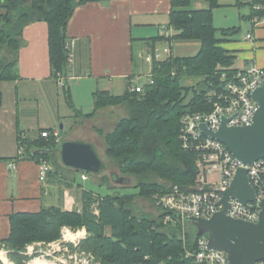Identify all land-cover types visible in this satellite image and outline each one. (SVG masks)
Returning a JSON list of instances; mask_svg holds the SVG:
<instances>
[{"label":"trees","instance_id":"1","mask_svg":"<svg viewBox=\"0 0 264 264\" xmlns=\"http://www.w3.org/2000/svg\"><path fill=\"white\" fill-rule=\"evenodd\" d=\"M195 1L204 2L208 8L193 9ZM90 2L108 0H1L0 9L4 13L0 15V81L17 79L22 31L27 24L38 21L48 26L52 76H64L68 62L67 23L76 7ZM248 4L251 17L264 18V0H250ZM256 5L261 9L255 10ZM170 6L168 25L175 31L172 39L199 43L195 56L153 61L152 85H145L140 93H134L129 91L128 83L121 96L98 91L93 97L94 111L83 115L93 117L100 109L123 108L125 115L111 130L95 131L103 138L105 157L117 166L120 176L136 178L137 194L113 195L85 190L80 192V211L68 212L57 206L43 207L37 213L11 215L10 233L0 242V248H4L13 264L30 261L31 257L26 254L30 245L60 240L63 228L85 229L86 238L81 240L80 250L91 254L97 264H196L192 257H187V251L197 249L194 226L187 221L165 224L163 219L167 214L159 208L155 220L146 214L135 215L133 201L140 197L154 204L155 195L169 193L173 186L185 192L194 185L196 154L182 149L181 119L186 113L210 112L206 95L211 85L220 84L224 72H235L236 55L223 47L235 30H220L222 38H218L213 19L218 0H170ZM196 78L195 86L182 83ZM63 90L67 105L73 108L69 87ZM1 102L0 93V105ZM74 112L83 118L76 109ZM21 142L22 156L38 165L46 162L52 167L50 173L64 169L59 163V143L51 136ZM100 178L110 179L104 175Z\"/></svg>","mask_w":264,"mask_h":264},{"label":"crops","instance_id":"2","mask_svg":"<svg viewBox=\"0 0 264 264\" xmlns=\"http://www.w3.org/2000/svg\"><path fill=\"white\" fill-rule=\"evenodd\" d=\"M235 1L239 6L250 5V0ZM223 4L218 0L219 7L214 10L223 9ZM192 6L193 9L208 8L201 1H195ZM170 10V0H108L105 3H85L75 8L67 23V43L72 57L68 59L62 81L65 84L63 87H69L74 108L78 98L83 95L89 97L90 112L78 111L79 114L89 115L94 111L93 97L98 91L114 96L123 95L128 83L134 80L141 68L144 70L143 65L148 64L144 57L159 51L158 44H165L163 50L169 49L165 59L195 56L199 43L174 44L172 37L175 31L168 25ZM251 14L250 8L242 18L248 21L249 33L254 37L252 45L248 42L254 54L252 61L264 68V18H253ZM47 37L48 26L43 21L27 24L22 31V45L17 52L18 77L11 82L0 81V242L9 236L11 215L37 213L43 207L57 206L68 212L80 211V192L86 190L98 193L87 186L89 176L83 182L81 173L65 167L56 170V173L47 174L44 180L39 181L38 164L22 156L24 148L21 141L39 140L41 131L48 130L58 132L59 144L64 140L81 138L97 145L95 137L87 138L85 132L92 134L96 127L94 122L101 119L107 121L112 117L118 120L122 117L119 112H124L123 108L115 106L100 109L93 117H77L66 103L63 87L52 76ZM223 47L232 50L228 46ZM175 48L182 50L174 56ZM186 50H192V55L182 53ZM248 62L244 60L241 65ZM148 65L151 70L152 65ZM239 67L235 65V68ZM117 88L123 89L122 92L115 93ZM117 120H108V125L101 122H104L105 127H113ZM60 122H63L60 129L66 125L69 130L64 140L56 128ZM76 173H79L81 184L76 181ZM68 230L62 229L63 238L65 233L78 235L80 239L86 236L85 229ZM106 232L109 233V229ZM63 240L70 243L74 241ZM44 244L34 243L32 247ZM0 263L12 264L3 247L0 248Z\"/></svg>","mask_w":264,"mask_h":264},{"label":"built area","instance_id":"3","mask_svg":"<svg viewBox=\"0 0 264 264\" xmlns=\"http://www.w3.org/2000/svg\"><path fill=\"white\" fill-rule=\"evenodd\" d=\"M254 9L260 10L261 7L256 5ZM245 40L252 45L253 34H247ZM65 48L69 59L72 54L69 52L68 43ZM168 52L169 49L164 50L165 54ZM160 56L161 54L156 51L145 56L144 61L152 64L153 61H158ZM146 75L148 84L152 85V69ZM221 76V83L211 85L210 92L206 95L211 111L186 113L181 119L182 149L196 154L197 174L194 185L189 191H180L177 186H173L169 193L157 194L153 197L154 206L167 214L164 217L165 224L178 223L173 218L174 214L180 216L182 220L186 217L209 219L214 213L222 211L224 206L220 204V201L231 184L235 172L241 168L247 170L250 186L255 191V200L244 205L230 196L228 198L230 207L226 215L234 219L257 222L261 209L260 202L264 199V158L252 165L240 163L233 158L228 148L214 137L204 134L199 126L204 124L211 133L219 130L224 119L227 120L228 127L250 126L253 123L254 113L259 107V104L252 100V94L257 88L264 89V68L251 60L244 66L236 68L235 72L231 74L224 72ZM56 80L62 87L65 86L62 76H58ZM143 88V85L137 84L134 80L130 82V92L140 93ZM40 136L46 138L51 136L56 143H59L57 131L42 130ZM10 167L12 168L13 165ZM38 167L39 181H42L52 171V167L46 162L40 163ZM211 176L216 178L210 180ZM80 179L85 182L88 174L81 173ZM207 242V235L198 237L195 244L196 251H187V257H192L196 264H230L223 252L209 250ZM257 264H264V262Z\"/></svg>","mask_w":264,"mask_h":264},{"label":"water","instance_id":"4","mask_svg":"<svg viewBox=\"0 0 264 264\" xmlns=\"http://www.w3.org/2000/svg\"><path fill=\"white\" fill-rule=\"evenodd\" d=\"M252 100L259 104L250 126L228 127L223 120L218 131L209 132L204 124L200 130L209 137L221 142L232 154L233 158L245 165H252L264 158V89L257 88ZM62 128V126H61ZM61 166L76 172L99 177L105 174L108 167L97 146L81 138L62 141L58 148ZM231 184L226 189L220 204L223 210L214 213L209 219L186 217L184 220L174 214L179 224L190 222L197 237L208 236L207 248L220 251L226 255L230 264H257L264 262V199L260 202L261 209L257 222L228 217L226 211L230 207L228 198L235 197L241 204L255 200V191L251 188L245 168L238 169ZM112 182L128 184L129 180L109 174ZM253 209V207H251Z\"/></svg>","mask_w":264,"mask_h":264},{"label":"rangeland","instance_id":"5","mask_svg":"<svg viewBox=\"0 0 264 264\" xmlns=\"http://www.w3.org/2000/svg\"><path fill=\"white\" fill-rule=\"evenodd\" d=\"M219 2H224L223 5V9L221 10H214L213 14H214V26L217 29V36L218 38H222L220 30L223 29H234L235 30V34L230 35L228 38L230 39L229 42H226L223 46H228L230 47L235 55H236V66H243L241 65L244 60L247 61H251L254 58V54L252 51V48L250 47L251 45L245 41V37L247 36V34H249L250 29H249V23L248 21H246L244 18H242L243 15H245V13H248L250 11V5H237L235 4V0H219ZM1 14L4 13V11L2 9H0ZM183 43V41L178 42L175 41L174 44L175 45H179ZM180 46V45H179ZM166 47L165 44H158L157 45V49H159V53L161 54L160 59L158 61H164L166 60L165 58L167 57V55H169V53L165 54L163 48ZM181 49H174V56L177 54V51H181ZM189 51V52H188ZM192 50H186L185 52H182L183 54L186 55H192L193 52H191ZM181 54V53H179ZM194 55V54H193ZM249 55V57H248ZM260 57H258L259 59ZM153 66V64H151ZM150 66L148 64L143 65V71L142 68L141 70H139V72L136 74V76L134 77V81L137 84H141L143 86L145 85H149L148 84V78L147 77V73L149 72V68ZM142 72L141 75H139ZM198 81V79H185L182 81L183 84L187 85V86H195L196 82ZM116 91H114L115 93H120L122 92L123 89H115ZM191 98V95L190 97ZM90 103V99L88 96L83 95V97L78 98L77 103L75 102L76 106L75 108H72V112H74V109H76L77 111H82V113H87L90 112L91 109H88ZM120 114H122V116L124 115L123 111L119 112ZM113 119V120H112ZM110 120V122H114L115 120H117V118L115 119V117H112ZM107 120V121H108ZM101 121H104V119L99 120L97 123L94 122V125H96V127L94 128V132L89 133L88 131L85 132V137L87 138H93L95 137V141L97 142L96 146L99 149V151L102 154V157L104 158L105 164L108 165V169L105 172L104 176L108 177L110 173H115L117 176L120 177L119 174V170L117 168L116 165H112V163L105 157V151H104V144H103V138L101 137V135H99V133H97L95 130L98 129H102L104 132H107L109 130L112 129L111 126H106L103 124L104 122L107 123V121L105 120L103 123ZM63 122H60L59 125L56 126V128L58 129L59 133H60V138L62 140H64V137L66 136V134H69V130L68 127L65 125L64 129H60V126L62 125ZM115 124V123H114ZM108 125V123H107ZM114 126V125H113ZM99 137H97L96 135ZM93 136V137H92ZM94 139V138H93ZM63 168H60L58 170H62ZM79 173H76V181L77 183H82L79 180ZM215 176H211L210 180L215 179ZM95 180V182H94ZM105 182H104V181ZM129 183L125 184V183H118V182H111L110 179H101L100 176L98 177H92L89 176V181L86 183L87 186L91 187L93 189V191H96L98 193L101 194H119V195H128V194H137V188H135L134 186L137 183L136 178H128ZM105 183V184H102ZM92 185V186H91ZM134 207H135V211L134 214L135 215H149L151 218H153L154 220L157 218L158 214H159V210L156 206H154V204H152V202H150L149 200L145 199V198H140L137 197L135 198V200L133 201ZM164 222V219H163ZM170 223V222H169ZM70 231V230H68ZM73 231V230H72ZM71 231V232H72ZM77 231V230H75ZM86 238V236H85ZM84 238V239H85ZM63 237H61L60 240L56 241V242H52V243H45L43 246H36V247H32V245H30L32 248L30 249H26V254L31 257V260H38L40 262L42 261H46L44 264L49 263V264H97L94 261V258L91 254L86 253L84 251L80 250V243L81 240L80 238H76V239H72L74 240L73 243L70 242H62L64 241ZM62 240V241H61ZM50 245V246H47ZM29 246V247H30ZM28 248V247H27ZM30 254V255H29ZM30 261L28 263H30ZM11 262V261H10ZM8 263V262H7ZM6 263V264H7ZM12 263V262H11ZM27 263V264H28ZM2 264V263H0ZM13 264V263H12Z\"/></svg>","mask_w":264,"mask_h":264},{"label":"bare ground","instance_id":"6","mask_svg":"<svg viewBox=\"0 0 264 264\" xmlns=\"http://www.w3.org/2000/svg\"><path fill=\"white\" fill-rule=\"evenodd\" d=\"M78 235H71L69 233H65V236L64 238L68 239V240H72V239H76ZM29 264H44L38 260H33L31 261ZM46 264H49V263H46Z\"/></svg>","mask_w":264,"mask_h":264}]
</instances>
